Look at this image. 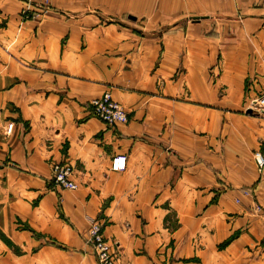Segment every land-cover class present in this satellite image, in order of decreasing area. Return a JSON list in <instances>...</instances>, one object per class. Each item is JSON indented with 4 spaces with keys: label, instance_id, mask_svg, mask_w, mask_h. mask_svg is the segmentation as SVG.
<instances>
[{
    "label": "crops",
    "instance_id": "obj_1",
    "mask_svg": "<svg viewBox=\"0 0 264 264\" xmlns=\"http://www.w3.org/2000/svg\"><path fill=\"white\" fill-rule=\"evenodd\" d=\"M34 3L0 0V264H97L94 221L116 264H264V167L253 159L264 117L236 88L214 110L177 102V85L158 95V74L181 53L210 67L207 23L221 38L226 21L243 22L260 67L264 0ZM106 91L127 123L91 116ZM119 156L125 167L112 170ZM55 163L73 167L76 190L52 182Z\"/></svg>",
    "mask_w": 264,
    "mask_h": 264
},
{
    "label": "rangeland",
    "instance_id": "obj_2",
    "mask_svg": "<svg viewBox=\"0 0 264 264\" xmlns=\"http://www.w3.org/2000/svg\"><path fill=\"white\" fill-rule=\"evenodd\" d=\"M34 1L35 6L38 8V2L36 0ZM26 2H29V0ZM23 16H27V13ZM237 22L238 23L235 24L234 21H226V24L221 25V31L225 29L226 32V34L222 35L221 38L219 37V32H215V26L213 23H207V29H205L208 37L212 41H218L217 45L215 46L216 50L210 53V67L207 68L198 65L195 62L197 61L196 59L192 61L193 63H191L193 66L188 63L186 65V63L183 61L186 53H181L179 56L180 62L173 66V68L170 67L168 74H158V95H165V85H171L169 87V95H171V93H173L171 87L177 85L179 96L177 98L173 97L174 99H177V102L190 103L191 105L193 104L195 108L208 107L214 110L220 108V106H223L222 103L224 104L225 101L223 97H228L231 89L235 91L236 88L237 96L241 97L242 95L243 103H246V106L249 108L248 110L251 113H256L260 117H264V112L256 110L252 105L254 101L264 96V85L257 81V78L259 77L264 78V63H262L264 62V56H262V54L261 56L259 55L261 59L258 65H260V67L257 68V53L251 51L249 44L250 37L240 34L239 32L244 31V34H246L245 32L246 30L249 31V27H246L241 21ZM238 35H240V37ZM224 43L227 46V51H220L219 48L222 47ZM245 43L247 44L246 46ZM240 44H242V46H240ZM234 45H237L235 47L236 50H233ZM160 54L161 55L158 56V68L162 57V53ZM224 54L226 55L225 59L235 60L240 63V66H224L221 62L224 58ZM241 78L242 80L240 81L239 79ZM192 88L195 89V94L203 91L208 92L211 96L210 102H201L202 100H200L199 97L192 94ZM228 105L229 104H227V106ZM171 118V116L168 117L163 123L166 125V127L171 126ZM167 131V136L170 137V132L169 130ZM195 135H197V132H195ZM168 139L170 140V138ZM261 242L262 243L260 246L262 249H264V237H262Z\"/></svg>",
    "mask_w": 264,
    "mask_h": 264
},
{
    "label": "built area",
    "instance_id": "obj_3",
    "mask_svg": "<svg viewBox=\"0 0 264 264\" xmlns=\"http://www.w3.org/2000/svg\"><path fill=\"white\" fill-rule=\"evenodd\" d=\"M28 1V0H26ZM34 0H29L32 2ZM38 8L48 10L49 0H36ZM26 15V12H23ZM253 103H255L253 105ZM252 105L260 112H264V96L254 101ZM91 116L95 117L107 126L117 124H125L127 122V114L123 107L114 101L109 92H104L100 97L89 101ZM12 123H9L5 129V135L8 136L12 130ZM253 159L258 167H264V155L260 152L253 154ZM125 167V157L119 156L112 160V170H123ZM52 182L62 189L76 190L77 185L72 181L73 167L69 163H55L52 165ZM88 243L92 248L97 264H116V251L112 244L104 237L102 226L94 221L89 225L87 230Z\"/></svg>",
    "mask_w": 264,
    "mask_h": 264
},
{
    "label": "water",
    "instance_id": "obj_4",
    "mask_svg": "<svg viewBox=\"0 0 264 264\" xmlns=\"http://www.w3.org/2000/svg\"><path fill=\"white\" fill-rule=\"evenodd\" d=\"M255 103H253V105H254Z\"/></svg>",
    "mask_w": 264,
    "mask_h": 264
}]
</instances>
